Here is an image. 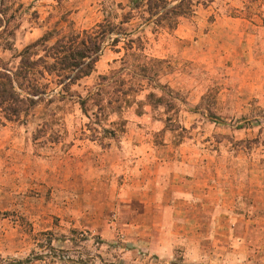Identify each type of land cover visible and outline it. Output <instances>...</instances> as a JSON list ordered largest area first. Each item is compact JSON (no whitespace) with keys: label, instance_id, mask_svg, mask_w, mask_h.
<instances>
[{"label":"rangeland","instance_id":"obj_1","mask_svg":"<svg viewBox=\"0 0 264 264\" xmlns=\"http://www.w3.org/2000/svg\"><path fill=\"white\" fill-rule=\"evenodd\" d=\"M4 2L1 63L125 0ZM126 27L131 52L105 46L65 101L0 126V258L264 264V2ZM92 94L102 110L76 103Z\"/></svg>","mask_w":264,"mask_h":264},{"label":"trees","instance_id":"obj_2","mask_svg":"<svg viewBox=\"0 0 264 264\" xmlns=\"http://www.w3.org/2000/svg\"><path fill=\"white\" fill-rule=\"evenodd\" d=\"M172 2L175 4L171 5ZM211 2L125 0L124 4H116L113 12L104 10L103 19L89 29L67 35H60L53 29L44 32L14 54L8 63L0 62V126L4 122H25L30 111L39 104L48 106L65 101L71 96L70 87L92 71L105 46L115 48L121 43L126 53L131 52L132 45L140 41L138 36L133 37L136 33L127 31L126 25L132 21L151 26L154 30L171 29L178 18L190 15L195 7H206ZM7 11L4 0H0V35L8 27ZM98 97L92 94L76 103L83 109L89 102L102 110V100ZM150 97L152 95H146V99ZM0 264L14 263H6L0 258Z\"/></svg>","mask_w":264,"mask_h":264}]
</instances>
